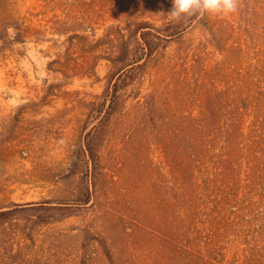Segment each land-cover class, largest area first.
Masks as SVG:
<instances>
[{
  "label": "rangeland",
  "instance_id": "374dc122",
  "mask_svg": "<svg viewBox=\"0 0 264 264\" xmlns=\"http://www.w3.org/2000/svg\"><path fill=\"white\" fill-rule=\"evenodd\" d=\"M171 8L0 0V211L9 210L0 264H185L175 255L180 234L216 255L213 264H246L259 251L264 0H238L228 17L169 21ZM142 32L156 44L150 53ZM191 118H208L212 131L235 122L238 143L223 157L231 148L216 139L197 158L195 203L180 184L196 145ZM208 125L196 127L202 139ZM213 159L236 162L239 208H216L224 190Z\"/></svg>",
  "mask_w": 264,
  "mask_h": 264
},
{
  "label": "trees",
  "instance_id": "16d2710c",
  "mask_svg": "<svg viewBox=\"0 0 264 264\" xmlns=\"http://www.w3.org/2000/svg\"><path fill=\"white\" fill-rule=\"evenodd\" d=\"M145 27L146 26H143V27H140L139 29H142ZM145 34H146L145 32H142L141 38L146 48V53H150V51L153 49V47L156 44H154L155 42L152 41V39L148 38ZM105 113L107 115L109 111H105ZM191 119L192 120L190 121L189 125H191V127L193 128L192 133L195 134V137H194V135L191 133L192 134L191 139L192 141L196 142V145L193 144L194 151L191 154V156L188 158V161L190 162L189 163L190 167L186 169L188 176L185 179H183L180 184L182 186L181 190L184 192V194L187 195V192L189 193L191 203H195V201L198 202L199 198L201 197V193L200 191H198L200 187H199L198 182L196 181L197 180L196 175H198L197 170L201 169L199 165V160L197 158L198 157L203 158L205 156L206 150L210 151V148H212V146L210 147V143H212L216 139H219V138L223 139L226 142V145L229 144V147L231 148L230 151L229 149H227L226 153H223L225 154L223 155V157H227L229 152L235 153L238 150V143H235L236 138H237L236 135L234 134L235 133L234 123L235 122L228 123L225 130L222 129V127H217V124H213V128H215V130L212 131L211 126L208 125L209 124L208 118H206L205 120L201 118H195V119L191 118ZM200 122H204L205 125L209 126V130H208L209 133L207 132L205 134L206 137H204L203 139L201 137L202 131L196 128L198 125H200ZM213 123L215 122L213 121ZM231 126H233L232 127L233 129H229ZM88 134L89 132L86 133V135ZM201 141H202V144H201ZM92 144H93L92 141L87 140L86 145H85L86 146L85 151L88 153L90 158L94 160L97 157V152L94 149ZM225 148L226 146L223 147V151L225 150ZM213 165L215 168H217V173L215 175L217 178L215 180L222 181L221 188L222 190H224L222 191L223 192L222 197L219 195L217 196L218 198L216 199L217 201L216 208L223 211L226 209V207H228V204L229 205L234 204L236 208H239L238 206L240 204L237 202V200L234 199V197H232V194H233L232 192H234L237 187V184L234 181V176L236 175L235 172L237 171L236 162L228 161V160H220V159L215 161L213 159ZM182 171H185V170H182ZM211 181L213 182V180ZM202 206L203 205H201V207H199L198 209L203 208ZM195 211H196L195 208H193V210L190 213H187L188 215L187 214L186 215L187 216L194 215ZM8 212L9 210L0 211V218H2V216H5ZM212 212H213V209H206V212L204 213V215L205 216L208 215V217L211 218ZM259 218H260V223L256 224V226L258 228L257 232L262 240L261 241L262 246H260L259 251H256L255 253H251L249 255V257L247 258L248 261L246 262V264H264V212L261 214ZM184 219L185 218H181L180 221H184ZM195 221H196L195 224L201 222V220L197 221V219H195ZM220 221H218V223ZM245 221H247V219H245ZM188 223L193 224V222H190V221H188ZM210 231L211 233H210L208 242L211 243V240H213V238L219 235V231L215 230V225H213ZM195 234L198 235L197 229H195ZM181 239H185V237H183L182 234H180V241L179 242L175 241V243L178 242L177 244L178 247L176 246L178 249L175 251V255L180 257L182 261L185 262V264H213L214 263L213 261L216 259L215 258L216 255L211 256L206 253L205 254L201 253V251H199L200 249H199V244L197 243L198 242L197 239L193 240V237H191V239H189V244H183V242H181ZM167 249L168 247L164 246V251H166ZM132 259L133 260H130L128 262L129 264H134V262L136 261L135 257H132ZM161 259H163V255L161 256ZM215 261H217V263L219 262V260H215Z\"/></svg>",
  "mask_w": 264,
  "mask_h": 264
},
{
  "label": "clouds",
  "instance_id": "9594fccd",
  "mask_svg": "<svg viewBox=\"0 0 264 264\" xmlns=\"http://www.w3.org/2000/svg\"><path fill=\"white\" fill-rule=\"evenodd\" d=\"M238 12V0H172V8L164 16L177 21L185 16L228 17Z\"/></svg>",
  "mask_w": 264,
  "mask_h": 264
}]
</instances>
